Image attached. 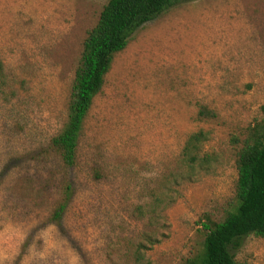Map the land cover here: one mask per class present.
Segmentation results:
<instances>
[{"label":"rangeland","instance_id":"rangeland-1","mask_svg":"<svg viewBox=\"0 0 264 264\" xmlns=\"http://www.w3.org/2000/svg\"><path fill=\"white\" fill-rule=\"evenodd\" d=\"M108 1L0 0V264H182L202 239L204 213L220 220L232 205L231 139L264 104V0H186L139 28L117 54L78 161L67 166L51 140ZM202 105L218 117L199 118ZM200 129L211 131L208 149L223 163L178 184L181 150ZM67 181L75 194L54 223ZM157 197L166 204L152 215ZM237 259L264 264V239L247 237Z\"/></svg>","mask_w":264,"mask_h":264},{"label":"trees","instance_id":"trees-1","mask_svg":"<svg viewBox=\"0 0 264 264\" xmlns=\"http://www.w3.org/2000/svg\"><path fill=\"white\" fill-rule=\"evenodd\" d=\"M186 0H109L99 20L84 40L83 50L71 85L67 117L52 138L51 147L62 162L74 166L78 161L80 141L95 98L103 90L118 53L127 48L136 31ZM7 83L6 67L0 57V90ZM262 116L249 125L242 136H233L237 147L238 172L235 197L222 219L206 212L198 221L202 239L182 264H240L237 253L251 235L264 239V104ZM202 120L218 117L215 110L202 105ZM200 119V120H201ZM211 131L200 129L186 139L179 156L176 183L193 181L202 174L216 172L223 163L222 154L208 149ZM75 194L72 182L64 183L50 220L60 223ZM166 199L157 197L149 210L155 214ZM141 208V207H139ZM150 240H155L150 235Z\"/></svg>","mask_w":264,"mask_h":264}]
</instances>
